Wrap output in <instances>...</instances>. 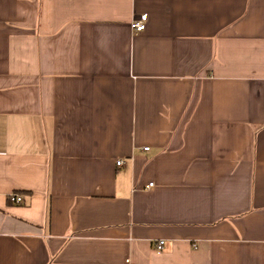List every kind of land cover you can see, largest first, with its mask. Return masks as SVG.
<instances>
[{
  "label": "crops",
  "instance_id": "obj_1",
  "mask_svg": "<svg viewBox=\"0 0 264 264\" xmlns=\"http://www.w3.org/2000/svg\"><path fill=\"white\" fill-rule=\"evenodd\" d=\"M0 264H264V0H0Z\"/></svg>",
  "mask_w": 264,
  "mask_h": 264
},
{
  "label": "built area",
  "instance_id": "obj_2",
  "mask_svg": "<svg viewBox=\"0 0 264 264\" xmlns=\"http://www.w3.org/2000/svg\"><path fill=\"white\" fill-rule=\"evenodd\" d=\"M145 20H146V14H141L138 19H134L131 22L130 26L135 31H141L145 28ZM147 148L148 147H144V149H147ZM120 163H121L120 160L116 161V164H120ZM149 185H151V183H149ZM9 200L14 202V203H19L21 201V198L18 195L11 194L9 196ZM163 245H164V240H158L156 242L155 247H156V249L160 250L163 248Z\"/></svg>",
  "mask_w": 264,
  "mask_h": 264
}]
</instances>
